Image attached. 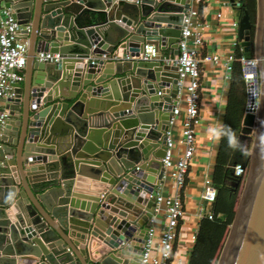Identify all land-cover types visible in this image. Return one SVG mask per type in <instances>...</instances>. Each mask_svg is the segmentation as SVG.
I'll list each match as a JSON object with an SVG mask.
<instances>
[{
	"label": "water",
	"instance_id": "water-1",
	"mask_svg": "<svg viewBox=\"0 0 264 264\" xmlns=\"http://www.w3.org/2000/svg\"><path fill=\"white\" fill-rule=\"evenodd\" d=\"M258 1L255 51L245 3L228 4L243 10L238 35L244 59L251 63L257 57L264 74V0ZM191 4L0 0V11H12L28 44L25 81L8 100L11 117L0 147V264H141L156 206L149 194L164 183L166 133L179 92L177 67L143 61L141 55L146 45L158 50L167 45L179 55ZM40 52L61 59L38 63ZM103 54L119 60L92 64V56ZM117 84L132 89L134 111L128 110L123 123L129 130L103 136L100 127L110 123L104 114L94 115L93 107L87 113L86 103ZM47 90L53 92L45 97ZM246 91L245 116L225 180L239 191L243 180L233 167L241 165L248 170L247 186L219 264H264V95L259 103L252 78ZM94 116L100 119L98 128L91 127ZM253 137L249 158L242 152ZM86 178L103 184H93L91 198L78 196ZM104 246L110 251L96 258Z\"/></svg>",
	"mask_w": 264,
	"mask_h": 264
},
{
	"label": "built area",
	"instance_id": "built-area-1",
	"mask_svg": "<svg viewBox=\"0 0 264 264\" xmlns=\"http://www.w3.org/2000/svg\"><path fill=\"white\" fill-rule=\"evenodd\" d=\"M204 1L191 0L192 4L184 15L181 38L178 44L179 55L175 59L164 60L166 64L177 67L179 74V92L174 102L170 128L166 133V154L162 159L165 170L163 180L165 181L169 178L173 181L175 194L166 196L158 189L149 194V199L154 200L156 206L154 216L150 221L151 228L147 242L144 245L141 264H173L178 229L185 215L181 193L186 186L190 169L195 159L198 149L197 132L202 123L200 114L202 63L224 64L228 71L226 79L231 80L233 65L236 62H240L243 67L245 80L250 79L246 74L248 67L246 64L248 62L244 59L242 47L240 49L242 53L240 58L232 55L226 61H223L217 55L202 57V49L205 44L204 36L208 25L205 20L200 18V14L194 9L193 3H203ZM218 17L220 18L221 15ZM233 26L235 29L239 28L237 23ZM20 29L21 26L18 20L13 17L12 11L10 9L2 10L0 13V147L3 144L2 132L11 117L10 109L5 102L7 103L9 99L17 96V84L23 83L25 80L24 71L28 59V44L20 40ZM36 57L37 61L41 63H55L61 59L60 54L50 52H40ZM158 58L159 50L152 45H146L141 59L143 61H151ZM118 60L117 55L109 56L103 54L96 56L91 62L92 64H97L99 62L107 63ZM182 115L184 120L180 134L183 149L178 151L173 128L176 126L177 119ZM247 171L241 165L233 167L234 176L241 178L243 181L247 176ZM202 197L207 205L213 206L216 202L218 190L211 179L205 181ZM160 215L163 216V228L160 239L157 241L155 227ZM204 217L213 220L214 214L208 213ZM196 238L197 236H192L191 241L195 243Z\"/></svg>",
	"mask_w": 264,
	"mask_h": 264
},
{
	"label": "crops",
	"instance_id": "crops-1",
	"mask_svg": "<svg viewBox=\"0 0 264 264\" xmlns=\"http://www.w3.org/2000/svg\"><path fill=\"white\" fill-rule=\"evenodd\" d=\"M236 1L242 2L245 0ZM228 3L229 0H205L203 3H193V7L199 12L200 18L205 20L208 25L204 36L205 44L202 49L203 58L205 56L217 55L221 57L223 61H226L232 55L237 56L238 53H241L238 35L239 28L235 29L233 26L235 23L239 24L241 14L239 10L230 7ZM219 15H221L220 18L218 17ZM19 38L20 40L27 42L23 35H19ZM95 57L96 56H92L91 61ZM175 58L176 55H174L173 50L169 49L167 45H165L163 49H159V58L157 61ZM36 62H38L37 59ZM201 67L202 81L200 114L202 117V123L197 132L198 149L190 169L186 186L181 193L185 215L178 229V238L175 249V253L177 252L176 259L179 261L177 264H189L191 252L187 253V247L193 248L195 243H188L187 236L190 240L192 236H197L201 220L206 214L213 213V206L207 205L202 197L205 181L207 179L214 181L216 170L222 171L223 169L226 170L227 168V165L233 154L236 141L233 149H229L228 151L224 150V130L226 127L227 118L233 112V104L237 102V99L239 101L240 95H244L240 87L237 88L236 92L234 91V94L232 93L233 82L232 80L226 79L228 71L226 70L224 64L215 65L209 62H203ZM24 75L26 76V70L24 71ZM116 77L118 76L115 75L114 78ZM52 92L53 90H47L44 93L45 97H48V95ZM126 95H129V98L126 97ZM245 95V100L247 102V91H245ZM132 96L133 94L131 88L129 89L128 86H125L124 88V86L117 84L113 88L109 87V90L106 93L98 95L93 101H91V98L87 100V113H90L91 111H89V109L93 107L94 112H97L94 115L104 114V119L110 123L109 128L100 127L99 130L102 131L103 136L106 134H111V136H114V134L119 132L121 129L125 132H128L129 129H127L123 123L124 120L129 117L126 116L128 110L130 109L129 112L134 111V108L130 102ZM5 104L8 107L9 102L7 101ZM236 107L238 108V102ZM241 111L242 109L239 107L236 113L233 112V120H235V118L240 115ZM116 114L119 115L118 118H114ZM244 116L245 110L241 114V123ZM183 120L184 117L182 115L177 119L176 126L173 128L174 134L176 136V145L178 151L183 149L182 137L180 134ZM99 121V117H92L91 127L98 128L101 126L99 125ZM141 127H143V123H141L138 128ZM94 128H90V131L92 132V129ZM116 139L121 142L122 137L117 135ZM221 149V161H227V164L224 165L225 168L224 166L219 168L220 164L218 163V158ZM85 181H87V184H84V188L78 189L81 193L78 196L85 198H91V195L94 194L91 192L93 190V184L100 186L103 185L89 178H86ZM174 187L175 185L173 181L168 178L158 188V191H160L163 195L172 196L175 194ZM203 210L204 212H202ZM109 217L110 219H115L117 216L110 214ZM162 228L163 216L160 215L155 227L157 241L160 239ZM108 251H110L109 248L104 246L103 249L99 250L98 254H95V257L99 258Z\"/></svg>",
	"mask_w": 264,
	"mask_h": 264
},
{
	"label": "trees",
	"instance_id": "trees-1",
	"mask_svg": "<svg viewBox=\"0 0 264 264\" xmlns=\"http://www.w3.org/2000/svg\"><path fill=\"white\" fill-rule=\"evenodd\" d=\"M246 9L249 11L251 16L253 34L256 28L255 22L257 14V1L252 0L251 3L246 6ZM237 56L240 58L242 53H238ZM231 78L233 82L232 93L234 94V91L236 92L237 88L240 87L244 95H240L239 101L237 99L238 108L240 107L242 109L240 115L236 117L235 120H233V112L236 113L238 110L236 107L237 102H235L233 104V112L227 118L223 140V149L226 151L233 149L235 141L237 142V136L239 135L242 127L241 114L244 112L247 104L245 100L246 80L243 74L242 64L240 62L234 63ZM221 154L222 149L218 158V163L220 164L219 168H222V166L227 164V161H221ZM223 170H216L213 181L215 187L218 190V198L212 207L214 219L210 220L208 217H204L201 220L196 242L190 254L189 264H214L226 236L227 230L229 226L233 224L235 217V193H237V191L235 192L233 190L226 189L228 181L225 180L226 170Z\"/></svg>",
	"mask_w": 264,
	"mask_h": 264
},
{
	"label": "rangeland",
	"instance_id": "rangeland-1",
	"mask_svg": "<svg viewBox=\"0 0 264 264\" xmlns=\"http://www.w3.org/2000/svg\"><path fill=\"white\" fill-rule=\"evenodd\" d=\"M251 1L252 0H245L244 3L246 5H249V3H251ZM256 1H257V14H256V22H255L256 23V28H255V30H254V32L252 34V47H253V50L254 51L256 50V45L255 44L257 42V36H258L259 29H260V9H259V1L258 0H256ZM252 63H257V57L252 60ZM255 72H256L255 80H256V89H257L256 92L259 95L258 96V101L260 103L261 102L260 100L262 98L261 96L264 95V74L261 73V71L259 69V64H258L257 68H255ZM259 108H260V106H259ZM254 138L255 137H253V139H251L248 142H246L249 145V147L247 149V150H249L248 151L249 158H250V155L252 153V147L254 145ZM247 179H248V174L245 177V179H244V181H243V183H242L239 191H237V193H235V211L236 212L239 210V207H240V204H241V200H242V198L244 196V191H245L246 186H247ZM227 185L230 187L229 184H227ZM232 228H233V225L231 224L229 226L228 230H227L226 236L224 238V241H223V243L221 245V249L218 252V256H217L216 261L214 262V264H219L220 259L222 257V254H223V252L225 250V247H226V245L229 242ZM187 241H188V243L193 244V242L189 239L188 236H187ZM192 250H193V248L187 247V253L188 252H191ZM176 253H175L174 257H173V264H177V262H179L178 259H176Z\"/></svg>",
	"mask_w": 264,
	"mask_h": 264
},
{
	"label": "bare ground",
	"instance_id": "bare-ground-1",
	"mask_svg": "<svg viewBox=\"0 0 264 264\" xmlns=\"http://www.w3.org/2000/svg\"><path fill=\"white\" fill-rule=\"evenodd\" d=\"M261 22H262V20H261ZM260 25H261V23H260ZM246 65L248 66L247 67V72H246L247 76L249 78L255 79V77H256L255 68H257L258 63H253V64L252 63H247Z\"/></svg>",
	"mask_w": 264,
	"mask_h": 264
},
{
	"label": "flooded vegetation",
	"instance_id": "flooded-vegetation-1",
	"mask_svg": "<svg viewBox=\"0 0 264 264\" xmlns=\"http://www.w3.org/2000/svg\"><path fill=\"white\" fill-rule=\"evenodd\" d=\"M245 6H247V5L245 4ZM239 12H240L241 15L243 14V10L242 9L239 10ZM248 147H249L248 143H245L244 147H243V152H242L243 154L248 153V150H247ZM229 185H230V183H229ZM226 189L232 190L231 186L229 187L228 185H226ZM231 193H234V192H231Z\"/></svg>",
	"mask_w": 264,
	"mask_h": 264
}]
</instances>
